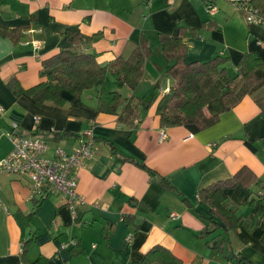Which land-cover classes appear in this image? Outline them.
Here are the masks:
<instances>
[{"label":"crops","instance_id":"0c3cea01","mask_svg":"<svg viewBox=\"0 0 264 264\" xmlns=\"http://www.w3.org/2000/svg\"><path fill=\"white\" fill-rule=\"evenodd\" d=\"M215 8L208 13L200 0H0V161L14 122L19 135L47 143L48 157L56 148L70 153L90 127L95 139L94 157L74 172L84 200L75 216L60 196L39 201L26 179L0 174V264H140L158 246L181 264H264V115L255 102L264 86L229 110L219 98L209 102L204 112L217 122L196 134L160 126L175 62L163 40H180L185 64L225 59L229 75L244 55L264 62V26L249 25L226 0ZM66 28L88 38L80 51L102 67L146 52L134 89L106 73V90L122 97L115 113L98 109L97 88L64 93L60 104L17 95L46 81L41 63L66 46ZM227 82L221 75L217 88ZM142 159L155 175L135 165ZM242 170L252 181L222 191L238 221L231 228L200 192Z\"/></svg>","mask_w":264,"mask_h":264},{"label":"trees","instance_id":"16d2710c","mask_svg":"<svg viewBox=\"0 0 264 264\" xmlns=\"http://www.w3.org/2000/svg\"><path fill=\"white\" fill-rule=\"evenodd\" d=\"M215 1L212 3L215 6ZM227 1V0H226ZM256 12L264 16V0H245ZM204 6L206 3L202 1ZM229 2V1H228ZM7 31L0 27V35H6ZM66 46L53 58L41 63L40 78L46 81L28 89H16L18 96H23L36 105L44 102L63 103L66 101L64 93L77 96L82 91L97 88L98 109L106 113H115L121 103L122 97L117 92H108L105 88L106 73L111 72L118 86H128L134 89L141 79L142 69L146 58V52L138 49L127 58H118L108 66L102 67L96 63L93 55L83 54L80 44L87 42L88 38L79 34L73 28H66ZM164 53L174 59L175 62L167 69V75L174 81L170 89L171 101L160 116V126L164 128L184 127L191 134L201 132L217 122L218 116H208L204 109L214 99H221L223 109L229 110L237 105L246 95L254 93L264 86V62L244 55L236 64L237 72L228 74L225 67V59L216 58L206 62H182L183 47L180 40H163ZM227 75L228 82L224 90L217 88L216 81L221 75ZM149 99L146 104L150 103ZM256 104L264 115V96L255 99ZM20 129L17 133H20ZM247 147L255 149L246 144ZM135 165L153 176L156 173L148 168L144 159L134 162ZM243 170L232 179L217 182L200 192L202 200L208 202L215 210L224 216L225 223L234 228L237 224L232 210L226 204H222L225 197L222 191L230 189L236 184L246 186L251 181L250 177H243ZM256 181V180H254ZM39 201H42L39 199ZM125 221V220H124ZM213 223V222H211ZM77 244H75L76 246ZM74 246V247H75ZM238 264H251L243 257H239ZM140 264H181L162 247H154L143 258Z\"/></svg>","mask_w":264,"mask_h":264},{"label":"built area","instance_id":"2783aa9c","mask_svg":"<svg viewBox=\"0 0 264 264\" xmlns=\"http://www.w3.org/2000/svg\"><path fill=\"white\" fill-rule=\"evenodd\" d=\"M206 3V10L213 14L216 10L212 0H200ZM235 5L249 25L264 26V16L259 15L245 0H227ZM39 44H34L38 48ZM0 111L2 109L0 108ZM39 118L34 117V123ZM93 128L76 136L75 145L70 153L60 148L54 150L53 156L48 157L47 143L37 136H22L17 133V124L12 123L8 137L12 145L9 154L0 161V174H8L29 182L31 197L45 200L56 194L63 198L72 216L84 200L76 192V176L74 172L84 167L85 163L95 155V139ZM166 138L160 132L159 141ZM131 236L127 237L130 241ZM71 245H74L71 242ZM63 249L66 246H62Z\"/></svg>","mask_w":264,"mask_h":264},{"label":"rangeland","instance_id":"374dc122","mask_svg":"<svg viewBox=\"0 0 264 264\" xmlns=\"http://www.w3.org/2000/svg\"><path fill=\"white\" fill-rule=\"evenodd\" d=\"M255 94H256V92H255ZM54 153V152H53ZM53 197H56V194H53L52 196H51V198H53Z\"/></svg>","mask_w":264,"mask_h":264},{"label":"bare ground","instance_id":"6f19581e","mask_svg":"<svg viewBox=\"0 0 264 264\" xmlns=\"http://www.w3.org/2000/svg\"><path fill=\"white\" fill-rule=\"evenodd\" d=\"M15 123V122H14ZM17 124V123H16ZM17 129H18V125H17ZM11 147H12V145H11Z\"/></svg>","mask_w":264,"mask_h":264}]
</instances>
